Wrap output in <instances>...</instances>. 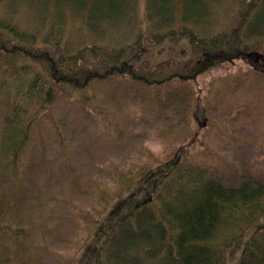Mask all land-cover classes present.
Listing matches in <instances>:
<instances>
[{
  "label": "trees",
  "instance_id": "16d2710c",
  "mask_svg": "<svg viewBox=\"0 0 264 264\" xmlns=\"http://www.w3.org/2000/svg\"><path fill=\"white\" fill-rule=\"evenodd\" d=\"M143 2L0 0L5 150L17 154L42 110L95 81L126 75L144 85L188 80L235 59L264 73V0ZM177 38H185L190 57L151 64L148 54ZM150 173L156 175L144 199L101 245L102 264H227L244 231L264 216V179L242 176L225 184L181 151ZM238 264H264V222L246 240Z\"/></svg>",
  "mask_w": 264,
  "mask_h": 264
},
{
  "label": "rangeland",
  "instance_id": "374dc122",
  "mask_svg": "<svg viewBox=\"0 0 264 264\" xmlns=\"http://www.w3.org/2000/svg\"><path fill=\"white\" fill-rule=\"evenodd\" d=\"M190 52L177 38L148 55L176 65ZM30 131L17 154L5 150L0 116V264H102L115 223L172 163L148 170L178 151L225 184L264 179V73L235 59L188 80H99L61 94ZM263 222L244 231L227 264Z\"/></svg>",
  "mask_w": 264,
  "mask_h": 264
}]
</instances>
